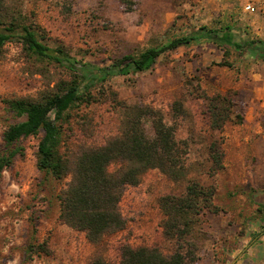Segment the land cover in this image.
<instances>
[{"label":"rangeland","instance_id":"rangeland-1","mask_svg":"<svg viewBox=\"0 0 264 264\" xmlns=\"http://www.w3.org/2000/svg\"><path fill=\"white\" fill-rule=\"evenodd\" d=\"M129 1L125 6L119 0H2L4 8L36 29L45 45L96 67L201 28L217 31L161 55L147 72L93 86L89 103L73 105L65 114L62 151L104 145L119 134L124 113L140 108L149 137L159 119L170 129L186 176L174 181L157 169L143 173L139 184L122 194L124 229L93 246L83 233L58 220L56 195L69 178L56 181L38 170L43 132L20 139L15 143L19 153L0 172V264H91L95 255L106 264H120L125 245L155 247L165 256L180 251L186 264H264V121L261 134L244 126L251 87L249 70L240 74L239 69L242 63L250 68L244 61L248 57L218 43L225 26L220 13L202 0ZM72 78L68 70L32 57L15 41L2 47L0 155L9 149L3 133L23 121L8 111L5 101H40ZM227 90L236 92L232 118L221 132H213L205 97ZM214 139L222 141L224 153L218 170L208 158ZM116 168L113 164L109 171ZM189 182L212 191L211 208L201 212L184 239L169 240L163 235L158 200L182 196Z\"/></svg>","mask_w":264,"mask_h":264},{"label":"trees","instance_id":"trees-1","mask_svg":"<svg viewBox=\"0 0 264 264\" xmlns=\"http://www.w3.org/2000/svg\"><path fill=\"white\" fill-rule=\"evenodd\" d=\"M125 6L129 0H119ZM0 0V52L2 47L15 41L38 60H46L68 70L73 78L63 87L40 101L12 99L5 101L8 111L23 121L10 125L2 135L4 144L9 147L0 155V172L10 167L13 158L19 153L15 143L20 139L43 135L37 146L36 165L53 180L69 178V182L57 195L58 220L69 228L83 233L86 241L99 246L104 237L119 232L125 227L119 203L128 186L139 184L140 177L148 170L157 169L163 175L178 181L185 178V167L181 160L182 152L172 138V132L161 120L153 123V136L149 137L142 125L140 108L124 113L121 130L116 137L104 145L91 147L80 145L62 151L63 125L65 114L73 105L89 103L90 89L115 76L144 73L151 70L156 60L163 54L194 40L216 36L217 31L201 28L185 36L175 37L158 46L149 47L137 56L126 55L104 67L79 63L60 48H50L37 36L36 29L19 19V13L8 11ZM262 44L246 40L243 44L233 43L236 49ZM264 58V54L261 55ZM235 91L206 96V111L209 128L221 132L232 118ZM240 123V121H239ZM224 153L222 141L212 140L208 146V158L215 170L221 169ZM113 164L117 168L109 171ZM212 191L189 182L185 193L176 197L165 195L158 200L164 220L163 235L172 240L186 237L197 222L201 212L211 208ZM182 226V229L180 227ZM91 264H106L95 255ZM120 264H186L180 251L165 256L155 247L122 246Z\"/></svg>","mask_w":264,"mask_h":264},{"label":"crops","instance_id":"crops-1","mask_svg":"<svg viewBox=\"0 0 264 264\" xmlns=\"http://www.w3.org/2000/svg\"><path fill=\"white\" fill-rule=\"evenodd\" d=\"M202 1L205 7L220 13V21L225 27L222 36L219 38V44L236 49L233 43L243 44L246 40L262 43L241 49L244 56L248 57L244 61L247 62V66L250 65V68L246 69L242 63L239 69L240 74L249 70L248 81L251 87V97L244 116L247 125L244 126L251 133L261 134L262 122L264 121V58H261V55L264 54V18L243 12L242 7L247 0ZM262 136L264 137V133Z\"/></svg>","mask_w":264,"mask_h":264},{"label":"built area","instance_id":"built-area-1","mask_svg":"<svg viewBox=\"0 0 264 264\" xmlns=\"http://www.w3.org/2000/svg\"><path fill=\"white\" fill-rule=\"evenodd\" d=\"M244 13L264 18V0H247L242 7Z\"/></svg>","mask_w":264,"mask_h":264}]
</instances>
